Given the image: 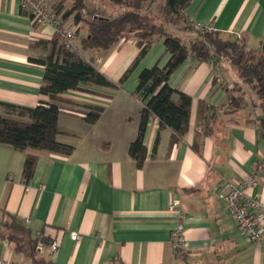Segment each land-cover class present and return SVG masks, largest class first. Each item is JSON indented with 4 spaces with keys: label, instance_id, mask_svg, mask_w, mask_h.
Returning <instances> with one entry per match:
<instances>
[{
    "label": "crops",
    "instance_id": "obj_1",
    "mask_svg": "<svg viewBox=\"0 0 264 264\" xmlns=\"http://www.w3.org/2000/svg\"><path fill=\"white\" fill-rule=\"evenodd\" d=\"M24 12L21 0H0V101L34 107L49 100L40 93L44 67L30 59L48 51L34 42L51 40L56 32ZM186 13L197 25L244 37L250 48L263 44L264 0H192ZM85 33L81 25L77 40ZM78 41L76 50L86 59L93 57L113 82L122 78L140 50L134 39L103 51L81 50ZM169 58L164 37L158 36L119 88L87 85L89 90L66 92L75 109L92 103L104 111L94 124L80 114L62 112L59 140L75 149L69 155L36 150L29 183L22 179L27 154L0 144V219L7 211L29 219L34 234L58 238L57 251H44L57 264H110L114 258L125 264H264V243L245 235L224 198L228 181L256 174L257 184L248 193L264 202L260 114H249L250 108L231 113L221 106L235 94L231 65L193 58L181 64L169 83L192 97L189 130L171 146L172 130L164 128L155 148L160 123L153 117L145 135L148 155L143 166L129 154L143 105L133 95L139 74L158 62L163 66ZM202 101L216 106L217 115L212 132L201 137L196 150ZM175 198L185 212L181 254L172 243L177 214L170 203ZM73 231L81 234L79 240L72 239ZM0 258L26 263L3 239Z\"/></svg>",
    "mask_w": 264,
    "mask_h": 264
},
{
    "label": "trees",
    "instance_id": "obj_2",
    "mask_svg": "<svg viewBox=\"0 0 264 264\" xmlns=\"http://www.w3.org/2000/svg\"><path fill=\"white\" fill-rule=\"evenodd\" d=\"M51 1L53 11L64 25H68L67 22L72 19L77 26V34L81 25L86 29V33L79 36L81 50H109L127 39H134L140 50L122 78L113 82L97 67L93 57L86 59L78 50L66 49L60 43L57 32L51 40L34 42L48 51L43 57L30 59L44 67L40 93L49 100H42L34 107L0 101V144L27 154L22 172L25 183H29L34 175L38 160L36 150L62 155L74 151L73 144L59 140L62 112L80 114L87 123L94 124L104 111V106L92 103H81L82 108L75 109L76 102L68 98L66 92L89 90L85 88L87 85L111 90L119 88L158 36L164 37L170 58L163 66L158 62L144 68L133 92L143 104L138 133L129 146V154L138 166H143L147 159L145 135L151 118L157 117L160 123L155 148L164 128L172 130L171 146L180 142L189 130L192 97L169 83L173 72L188 58L214 65L220 62L231 65L236 72L232 83L235 94L221 106L232 107L230 112L235 113L252 105L249 114H260L259 126L264 130V41L260 49H253L248 47L244 37L224 36L214 28L195 27L186 13L192 0ZM90 1L95 3L93 9L90 8ZM102 6L112 7L115 12L106 16L99 9ZM183 31L196 35L186 43L179 34ZM216 109V106L203 101L200 104L196 150H199L201 137L213 130ZM3 215L0 219V239L7 240L14 252L24 258L25 264H57L45 255V250L40 246L41 243L49 244V238L34 234L30 225L20 217L7 211H3ZM110 264L125 263L120 258H114Z\"/></svg>",
    "mask_w": 264,
    "mask_h": 264
},
{
    "label": "built area",
    "instance_id": "obj_3",
    "mask_svg": "<svg viewBox=\"0 0 264 264\" xmlns=\"http://www.w3.org/2000/svg\"><path fill=\"white\" fill-rule=\"evenodd\" d=\"M22 8L29 13L32 20L40 25H51L59 35L60 43L68 50H76V28L64 25L53 11L51 0H21ZM193 23V22H192ZM193 25L199 29L212 28L210 26ZM257 184V175L253 174L247 179L231 180L226 184L224 198L229 211L234 215L239 227L245 235L255 241L264 243V202L256 196L248 193V189ZM170 210L177 214V222L172 230L173 248L177 254H181L186 245V231L184 228L185 212L182 210L179 199H172ZM27 224L29 219H25ZM2 222L0 221V224ZM38 236H43L41 232ZM73 240L81 238L78 231L71 232ZM41 249L54 253L59 249L60 241L52 238L49 244H40ZM0 264H11L10 260L0 258Z\"/></svg>",
    "mask_w": 264,
    "mask_h": 264
},
{
    "label": "rangeland",
    "instance_id": "obj_4",
    "mask_svg": "<svg viewBox=\"0 0 264 264\" xmlns=\"http://www.w3.org/2000/svg\"><path fill=\"white\" fill-rule=\"evenodd\" d=\"M95 3H93V2H91L90 1V8L91 9H93V5H94ZM109 7L108 6H102V7H100L99 9L104 13V15H106V16H108L109 14L110 15H112L113 13L112 12H114V11H112V9H108ZM109 11H111V13H109ZM68 23V25L67 26H71V27H74L75 26V28L77 27L75 24H73V20L71 19L69 22H67ZM180 35H182V37H183V41L184 42H186L187 43V41H189L191 38H193L195 35H196V33H194V32H189V31H183V32H180L179 33ZM78 35V34H77ZM224 36H227V35H225L224 34ZM78 39V38H77ZM78 41V40H77ZM77 41H76V43H77ZM227 108H229V107H227ZM247 108H250L251 110L253 109V107H252V105H249V107H247ZM246 108V109H247ZM230 110L231 109H233L232 107H230L229 108Z\"/></svg>",
    "mask_w": 264,
    "mask_h": 264
}]
</instances>
